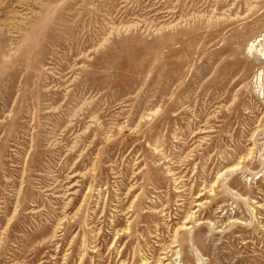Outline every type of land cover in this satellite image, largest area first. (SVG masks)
<instances>
[{
  "label": "rangeland",
  "instance_id": "obj_1",
  "mask_svg": "<svg viewBox=\"0 0 264 264\" xmlns=\"http://www.w3.org/2000/svg\"><path fill=\"white\" fill-rule=\"evenodd\" d=\"M158 263L264 264V0H0V264Z\"/></svg>",
  "mask_w": 264,
  "mask_h": 264
},
{
  "label": "bare ground",
  "instance_id": "obj_2",
  "mask_svg": "<svg viewBox=\"0 0 264 264\" xmlns=\"http://www.w3.org/2000/svg\"><path fill=\"white\" fill-rule=\"evenodd\" d=\"M240 167V166H239ZM236 168H238V167H236ZM232 169H234V168H232ZM227 170V169H226ZM158 264H160V263H158Z\"/></svg>",
  "mask_w": 264,
  "mask_h": 264
}]
</instances>
